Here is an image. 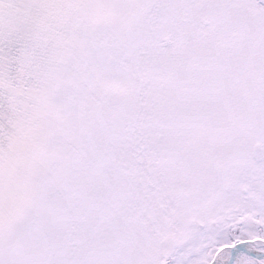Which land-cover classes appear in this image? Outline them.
Instances as JSON below:
<instances>
[{"label": "snow or ice", "instance_id": "6c2138e0", "mask_svg": "<svg viewBox=\"0 0 264 264\" xmlns=\"http://www.w3.org/2000/svg\"><path fill=\"white\" fill-rule=\"evenodd\" d=\"M0 264H264V0H0Z\"/></svg>", "mask_w": 264, "mask_h": 264}]
</instances>
